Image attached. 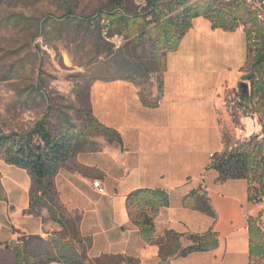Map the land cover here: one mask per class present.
Returning a JSON list of instances; mask_svg holds the SVG:
<instances>
[{"label":"crops","instance_id":"crops-1","mask_svg":"<svg viewBox=\"0 0 264 264\" xmlns=\"http://www.w3.org/2000/svg\"><path fill=\"white\" fill-rule=\"evenodd\" d=\"M246 55L243 29L213 28L208 19L197 17L179 46L162 57V90L148 97L160 100L156 106L144 105L138 84L130 80L90 83L94 117L116 131L121 144L99 139L100 151L77 154L71 168L60 169L54 179L60 202L81 216L79 232L90 240L89 260L122 256L160 264L159 248L143 242L126 208L133 191L159 189L169 205L154 216L156 239L173 231L181 235V248L192 245L190 235L210 233L217 241L213 250L174 256L169 264H249L248 219L259 223L264 218V201L250 200L246 180L219 182L210 158L262 131L252 117L242 116L235 126L225 106L227 94L238 91ZM248 121L261 127L251 136L244 134ZM15 168L0 171V233L10 232L0 249L16 245L20 236L48 239L60 230L47 220L46 210L39 217L24 214L31 179ZM21 171L28 175L23 183ZM95 181L104 193L93 187Z\"/></svg>","mask_w":264,"mask_h":264},{"label":"trees","instance_id":"trees-1","mask_svg":"<svg viewBox=\"0 0 264 264\" xmlns=\"http://www.w3.org/2000/svg\"><path fill=\"white\" fill-rule=\"evenodd\" d=\"M114 4L120 9L100 11L94 20L97 25L101 21L107 23L109 28L117 30L121 35L130 36L135 30V50L141 49L143 41L150 38L151 31L148 28L151 25L152 30L160 33L155 52L161 65L159 93L162 90V73L165 70L162 57L179 46L181 39L191 28L193 19L204 17L211 22L213 28L224 30H234L242 23L245 27L243 31L246 36L247 55L241 69L244 75L237 93L239 99L245 103V111L264 117V23L257 20L247 0H171L169 4L178 11L173 19H166L163 15L161 0H148L143 14L135 16L126 13L121 0H114ZM137 22L143 24L142 29H133ZM247 25L250 27L247 28ZM100 33L101 29H98L97 35L100 36ZM101 78L125 79L137 83L134 79L114 73H105L95 79ZM244 82L249 84L244 85ZM139 95L144 105H157L158 100L145 97L141 90ZM79 103L82 106L83 129L71 126L56 133L41 120L24 135L0 136V150L4 162L25 170L31 179L29 204L24 214L39 217L41 211L46 210L47 220L60 228L48 239L40 236L18 237L16 245L7 244L0 249V264H138L137 260L122 256H103L89 260L87 251L90 240L82 238L79 232L81 216L69 212L60 202L54 183L59 170L71 168L74 157L79 153L101 150L99 143L88 138L89 133L104 138L108 143L121 144L120 135L94 117L89 88L79 96ZM212 160L219 182L246 180L249 192L253 191L254 196L261 202L264 197V135L260 139L259 135H253L233 147H227L221 154L213 155ZM255 184L258 188H252L256 187L253 186ZM252 199L250 196V200ZM0 200H4L1 183ZM168 205V195L159 189H138L126 198L131 222L139 229L143 242L159 248L160 264H169V259L174 256L186 257L194 252L213 250L217 246L216 239L210 233L188 236L192 245L186 248H181V235L173 231H166L162 237L156 239L154 216L160 208ZM248 234L249 264H264V230L256 219H248ZM72 241H77L80 248L73 246Z\"/></svg>","mask_w":264,"mask_h":264},{"label":"rangeland","instance_id":"rangeland-1","mask_svg":"<svg viewBox=\"0 0 264 264\" xmlns=\"http://www.w3.org/2000/svg\"><path fill=\"white\" fill-rule=\"evenodd\" d=\"M121 1L130 16L143 14L148 4V0ZM170 1L161 0L160 4L166 19H173L178 12ZM115 8L119 7L114 0L0 2V136L24 135L41 120L56 133L71 126L83 129L79 96L105 73L134 79L147 98L158 91L161 65L155 52L160 33L152 30L151 25L150 38L143 41L141 49L135 50V30L130 36L121 35L107 23L101 21L97 25L94 20L100 11ZM142 27L137 22L133 29ZM237 28L245 29L242 23ZM237 92H229L225 104L235 126L239 127L241 117L245 116L258 122L261 118L264 129V117L245 111V103ZM260 129L257 122L248 121L244 134L251 136ZM263 129L259 139L264 135ZM88 138L98 143L102 137L89 133ZM0 161V171L17 170L4 163L1 150ZM21 172L19 179L23 183L28 175ZM253 186L258 188L256 184ZM251 197L254 203H260L253 191ZM258 221L264 230V218ZM9 235V228L3 229L0 241ZM71 243L80 248L77 241Z\"/></svg>","mask_w":264,"mask_h":264},{"label":"built area","instance_id":"built-area-1","mask_svg":"<svg viewBox=\"0 0 264 264\" xmlns=\"http://www.w3.org/2000/svg\"><path fill=\"white\" fill-rule=\"evenodd\" d=\"M252 6V10L255 12L256 18L259 22L264 23V1L262 2H254L249 0L248 2ZM160 100L157 101V104ZM210 158L213 159V155H210ZM262 167L264 168V160L262 161ZM93 187L97 188L100 193H104V189L100 186L98 181L93 182ZM264 197L261 198V202ZM261 220V219H260Z\"/></svg>","mask_w":264,"mask_h":264},{"label":"water","instance_id":"water-1","mask_svg":"<svg viewBox=\"0 0 264 264\" xmlns=\"http://www.w3.org/2000/svg\"><path fill=\"white\" fill-rule=\"evenodd\" d=\"M244 85H245V83H244Z\"/></svg>","mask_w":264,"mask_h":264}]
</instances>
